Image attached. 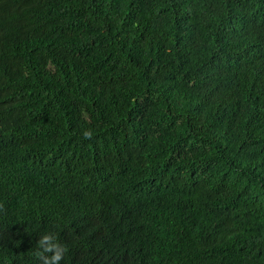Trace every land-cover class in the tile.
Here are the masks:
<instances>
[{
    "label": "trees",
    "instance_id": "obj_1",
    "mask_svg": "<svg viewBox=\"0 0 264 264\" xmlns=\"http://www.w3.org/2000/svg\"><path fill=\"white\" fill-rule=\"evenodd\" d=\"M0 264H264V0H0Z\"/></svg>",
    "mask_w": 264,
    "mask_h": 264
},
{
    "label": "clouds",
    "instance_id": "obj_2",
    "mask_svg": "<svg viewBox=\"0 0 264 264\" xmlns=\"http://www.w3.org/2000/svg\"><path fill=\"white\" fill-rule=\"evenodd\" d=\"M90 135H91L90 133H85V136H86V137H88V136H90ZM54 259L59 260L60 257H59V256H56V257H54Z\"/></svg>",
    "mask_w": 264,
    "mask_h": 264
}]
</instances>
